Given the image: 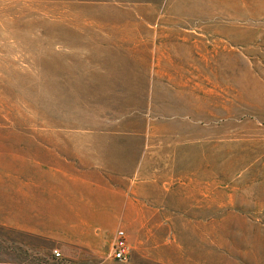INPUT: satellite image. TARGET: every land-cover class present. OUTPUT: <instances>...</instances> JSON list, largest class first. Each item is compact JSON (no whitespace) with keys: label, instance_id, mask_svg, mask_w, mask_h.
<instances>
[{"label":"rangeland","instance_id":"rangeland-1","mask_svg":"<svg viewBox=\"0 0 264 264\" xmlns=\"http://www.w3.org/2000/svg\"><path fill=\"white\" fill-rule=\"evenodd\" d=\"M45 127L191 191L92 246L0 226V264H264V0H0V136Z\"/></svg>","mask_w":264,"mask_h":264},{"label":"crops","instance_id":"crops-1","mask_svg":"<svg viewBox=\"0 0 264 264\" xmlns=\"http://www.w3.org/2000/svg\"><path fill=\"white\" fill-rule=\"evenodd\" d=\"M191 69L194 73L199 68ZM173 71L185 72L181 65ZM193 97L197 98L195 92ZM43 132L32 140L0 136V226L5 229L61 235L92 246L104 238L112 241L119 228L148 232L149 211L158 214L156 208L166 196L175 199L166 204L170 210L189 197L192 180L187 187L168 189L163 178L153 179L142 169L138 173L141 151L132 155L133 149L120 139L103 143L82 136L61 141L58 127H45ZM132 141L136 148L141 140ZM122 159L129 165L122 167ZM137 176L142 182H136ZM214 193L209 195L212 199ZM134 207L140 216L133 214Z\"/></svg>","mask_w":264,"mask_h":264},{"label":"built area","instance_id":"built-area-1","mask_svg":"<svg viewBox=\"0 0 264 264\" xmlns=\"http://www.w3.org/2000/svg\"><path fill=\"white\" fill-rule=\"evenodd\" d=\"M127 237L125 232L120 231L118 233V242L115 244L112 257L119 261L124 262L127 261L128 255H129V247L127 245ZM62 254L58 252V250L54 251V260L57 262H60L62 260Z\"/></svg>","mask_w":264,"mask_h":264}]
</instances>
